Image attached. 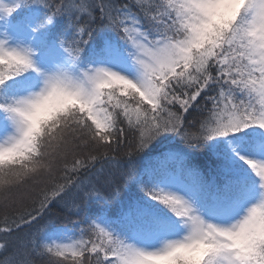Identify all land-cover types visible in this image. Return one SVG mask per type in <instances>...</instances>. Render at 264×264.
<instances>
[{"label": "snow or ice", "instance_id": "6c2138e0", "mask_svg": "<svg viewBox=\"0 0 264 264\" xmlns=\"http://www.w3.org/2000/svg\"><path fill=\"white\" fill-rule=\"evenodd\" d=\"M0 264H264V0H0Z\"/></svg>", "mask_w": 264, "mask_h": 264}]
</instances>
